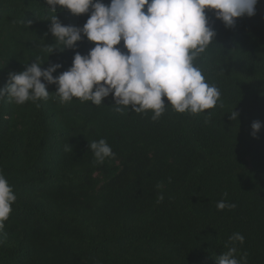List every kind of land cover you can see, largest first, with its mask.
<instances>
[{
	"label": "trees",
	"instance_id": "obj_1",
	"mask_svg": "<svg viewBox=\"0 0 264 264\" xmlns=\"http://www.w3.org/2000/svg\"><path fill=\"white\" fill-rule=\"evenodd\" d=\"M46 7L0 0V88L37 57L42 68L62 65L54 76L71 66L72 49L43 50L54 15ZM255 8L233 28L206 10L216 43L205 76L222 106L205 113L168 106L153 121L150 111L115 112L111 94L100 106L60 104L55 85L37 103L0 99V173L16 196L0 264H216L233 233L244 237L237 259L264 264V0ZM56 15L73 26L88 18L59 6ZM92 46L82 38L75 51ZM254 121L262 122L255 138ZM101 138L114 156L98 164L88 142ZM222 199L236 207L217 210Z\"/></svg>",
	"mask_w": 264,
	"mask_h": 264
},
{
	"label": "clouds",
	"instance_id": "obj_2",
	"mask_svg": "<svg viewBox=\"0 0 264 264\" xmlns=\"http://www.w3.org/2000/svg\"><path fill=\"white\" fill-rule=\"evenodd\" d=\"M44 3L54 15L47 20L52 42L46 43L43 50L49 56L54 50L72 49L71 66L54 76L62 65L42 68L45 62L41 63L37 57L24 64L23 71L8 73L5 86L0 88V99L7 98L16 105L37 103L52 94L47 85H55L54 94L60 104L77 98L81 103L100 106L111 94L115 112L150 111L151 119L156 121L168 106L177 113L192 115L205 113L218 102L222 106L220 89L205 76V69L211 67L208 50L216 43V31L206 10L212 11L225 28H233L237 18L255 14L258 0H110L107 4L103 0H44ZM58 6L73 15L87 14L88 18L82 26L63 25L56 15ZM31 23L29 20L25 24ZM82 38L93 45L86 54L75 51ZM228 114L232 121L239 115L234 110ZM211 115L206 113L205 123ZM250 127V135L255 138L262 122L254 121ZM88 147L98 164L114 156L103 138L88 142ZM163 199L162 194L158 196V201ZM15 200L12 187L0 173V232ZM235 207L223 199L216 204L217 210ZM243 242L242 234L233 233L226 244L227 251L215 258L216 264H247L246 256L239 259L236 256V244Z\"/></svg>",
	"mask_w": 264,
	"mask_h": 264
}]
</instances>
